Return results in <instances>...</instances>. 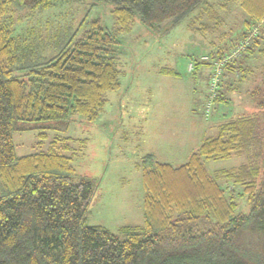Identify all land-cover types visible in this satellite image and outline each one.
<instances>
[{"label":"trees","instance_id":"16d2710c","mask_svg":"<svg viewBox=\"0 0 264 264\" xmlns=\"http://www.w3.org/2000/svg\"><path fill=\"white\" fill-rule=\"evenodd\" d=\"M56 1L0 0V264H264V0H74L111 4L112 32L94 21L78 36L70 24L45 38L14 34L21 13ZM226 4L243 17L237 31ZM136 19L150 30L188 20L206 37L211 63L204 56L195 65L211 68L209 81L217 77L214 101L230 103L254 75L256 85L245 93L248 109L233 108L184 163L142 158V222L117 236L87 224L98 182L76 172L65 135L76 118L96 121L106 94L120 89L117 37ZM30 131L50 139L47 149L18 156L12 136ZM233 156L243 162L221 173L226 182L206 171V161ZM238 197L246 213L237 212Z\"/></svg>","mask_w":264,"mask_h":264},{"label":"rangeland","instance_id":"374dc122","mask_svg":"<svg viewBox=\"0 0 264 264\" xmlns=\"http://www.w3.org/2000/svg\"><path fill=\"white\" fill-rule=\"evenodd\" d=\"M111 8V4L99 2L58 0L46 11L21 13L22 20L16 24L14 34L40 31L45 38L50 27L58 32L70 24L71 35L78 36L86 29L91 30L94 21L104 31L112 32ZM231 8L226 23L237 31L243 17L235 6ZM117 39L115 50L122 71L120 89L106 94L107 104L96 121L76 118L65 136L72 139L66 154L72 157L76 172L98 182L87 210V224L103 226L119 236L124 225L142 222L145 195L141 181L142 158L151 154L158 162L173 166L184 163L203 138L217 133L219 123L231 117L233 108L235 113L248 109L246 104L250 99L245 93L256 85V76L242 82L237 96H228L230 103L214 101L217 84H211L217 77L209 81L211 68L195 65L204 56L211 63L213 47L206 37L191 31L188 20L174 26L167 22L150 30L136 19L131 31L120 34ZM221 44L223 40L215 42L216 46ZM246 44L243 41L238 45V55ZM53 51L49 47L46 53ZM240 97L245 100L246 108L242 107ZM37 134L38 131L13 134L18 156L47 149L50 139L41 142ZM242 162V158L233 156L227 160L206 161L204 166L218 181L226 182L221 173L232 172ZM236 202L238 213L248 211L243 197H238Z\"/></svg>","mask_w":264,"mask_h":264},{"label":"built area","instance_id":"2783aa9c","mask_svg":"<svg viewBox=\"0 0 264 264\" xmlns=\"http://www.w3.org/2000/svg\"><path fill=\"white\" fill-rule=\"evenodd\" d=\"M214 82H215V81L213 80V82H212V84H211V85H213V84H214Z\"/></svg>","mask_w":264,"mask_h":264}]
</instances>
